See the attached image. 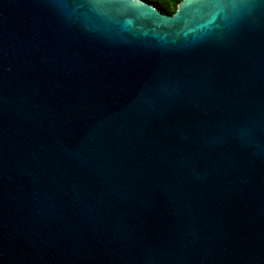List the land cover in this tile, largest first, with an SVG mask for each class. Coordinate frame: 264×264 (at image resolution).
<instances>
[{"label": "water", "instance_id": "95a60500", "mask_svg": "<svg viewBox=\"0 0 264 264\" xmlns=\"http://www.w3.org/2000/svg\"><path fill=\"white\" fill-rule=\"evenodd\" d=\"M0 264H264V0H0Z\"/></svg>", "mask_w": 264, "mask_h": 264}, {"label": "trees", "instance_id": "16d2710c", "mask_svg": "<svg viewBox=\"0 0 264 264\" xmlns=\"http://www.w3.org/2000/svg\"><path fill=\"white\" fill-rule=\"evenodd\" d=\"M155 7L159 8L164 13L173 14L176 12L178 5L182 0H145Z\"/></svg>", "mask_w": 264, "mask_h": 264}]
</instances>
